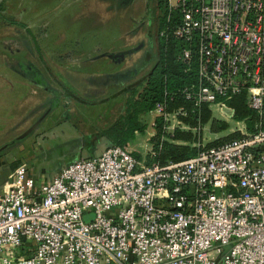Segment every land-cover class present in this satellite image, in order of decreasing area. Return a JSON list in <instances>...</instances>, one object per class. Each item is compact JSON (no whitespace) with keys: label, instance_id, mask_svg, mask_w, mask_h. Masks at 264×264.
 Returning a JSON list of instances; mask_svg holds the SVG:
<instances>
[{"label":"built area","instance_id":"1","mask_svg":"<svg viewBox=\"0 0 264 264\" xmlns=\"http://www.w3.org/2000/svg\"><path fill=\"white\" fill-rule=\"evenodd\" d=\"M165 23L191 79L165 88L153 127L190 128L241 93L264 112V0H167ZM176 97L191 108L169 109ZM237 122L240 135L181 161L110 145L43 180L16 162L0 184V264H264V127Z\"/></svg>","mask_w":264,"mask_h":264},{"label":"rangeland","instance_id":"2","mask_svg":"<svg viewBox=\"0 0 264 264\" xmlns=\"http://www.w3.org/2000/svg\"><path fill=\"white\" fill-rule=\"evenodd\" d=\"M153 3L154 0H0V78L16 80L18 75L6 68L15 64L23 73L32 66L31 78L48 81L42 82L43 89L33 88L29 96L25 95L28 103L23 110L28 114L22 127L7 134L0 156L24 162L35 178L43 180L52 178L74 159L100 153L97 146L90 147L87 134L98 129L102 133L118 118L131 86L141 79L155 56ZM107 55L112 62L108 59L104 65L101 58ZM88 60L98 63L87 67ZM106 63H114L115 69ZM126 71L127 77L123 78ZM110 74L118 79H110ZM125 86L128 89L123 95ZM9 87L12 86L1 81L0 102L9 94L16 98V106L12 107V99L7 108L5 102L0 103V128L11 122L9 111L16 112L14 120L22 110L19 106H23L19 94L24 87L17 84V95L9 93ZM213 108L206 123L192 126L183 121L190 128L180 125L170 131L169 134H190L188 142L175 140L173 135L167 140L198 152L204 146L240 135L236 127L242 123L231 117L233 110L227 105ZM44 113L47 114L32 132L14 141ZM141 121L148 126V118L142 117ZM154 134L155 128L149 126L145 134H136L126 148L136 158L148 160ZM2 138L0 132V142Z\"/></svg>","mask_w":264,"mask_h":264},{"label":"trees","instance_id":"3","mask_svg":"<svg viewBox=\"0 0 264 264\" xmlns=\"http://www.w3.org/2000/svg\"><path fill=\"white\" fill-rule=\"evenodd\" d=\"M153 7L156 14L154 27L157 29L154 41L155 56L152 57L153 61L141 79L131 86L130 95L126 97L121 114L101 133V136H105L111 145L126 147V144L134 137L135 132L145 133L146 127L141 118L153 109L156 102L163 99L165 88L175 90L191 79L190 76L183 73L181 65L176 61L175 43L170 38L167 40L159 34L166 26L167 0H154ZM139 87L141 89H138ZM127 89L125 86L122 90L126 93L125 90ZM182 105L190 109L192 103L182 97H176L174 101L167 102L169 109ZM226 105L233 110L231 117L235 120H244L249 129H252V125L256 121L261 122L264 127V112L261 115L252 112L246 104L244 93L235 95L226 102ZM209 117L210 109L204 104L196 110L195 114L184 118V121L195 126L206 123ZM155 121V134L150 139L153 147L152 152L148 155V160H146L147 163L164 164L169 160L181 161L197 153L195 149L189 146L168 141L167 137L170 135L163 129V119L157 117ZM172 137L175 140L188 142L191 135L176 131Z\"/></svg>","mask_w":264,"mask_h":264},{"label":"crops","instance_id":"4","mask_svg":"<svg viewBox=\"0 0 264 264\" xmlns=\"http://www.w3.org/2000/svg\"><path fill=\"white\" fill-rule=\"evenodd\" d=\"M104 58V59H103ZM101 59H103V62L104 63H102V64H104L105 65V62H107L106 60H108V59H111V62H112V57H110L109 55H107V57L106 56H104V57H102ZM86 63H87V67L89 66V67H92L91 65H97L96 63H98V62H96L95 63V61L93 62V61H91V60H88V61H85ZM107 64V67L108 66H110V65H112L113 66V68L115 69V64L114 63H106ZM29 67V66H28ZM6 68L8 69L9 68V70H11V72L12 73H14V76H16L17 77V75H18V77H17V79L15 80V79H11V78H8L7 76H3V77H1L0 78V83H1V81H3V82H5L7 85H10V86H12V87H9V93H12V95H17V84H21V86H23L24 88L22 89L23 90V92H21L20 94H19V96H22L23 97V100H22V98H20L22 101H23V103H21L23 106L21 107V105L19 106V110L20 109H25V107L27 106V103L28 102H26V97H25V95H27V96H29V94H31V90L34 88V89H39V90H41V89H43L42 88V85L43 84H46V83H48V81H47V79L46 78H44V79H40V80H36L34 77L33 78H31L30 76H32L31 75V73L33 72V69L34 68H32V66L30 67V68H27V70H26V72L25 73H23L19 68H17V65H12V66H10V65H8V66H6ZM5 68V69H6ZM112 71V70H111ZM111 71H108V72H111ZM107 72V71H106ZM28 74V75H27ZM87 74H89V73H87ZM87 77H88V75H86ZM109 76V78L111 79L112 78V76H115L114 74H110V75H108ZM122 76H123V78L125 77H127V71L126 72H123V74H122ZM15 77V78H16ZM115 78L116 79H118L117 78V76H115ZM42 82H43V84H42ZM26 86H27V88H26ZM31 86H33V87H31ZM123 95L125 94V93H123V92H121ZM7 96L8 97H6V98H1V102H5V108H7V107H9V106H11V103L9 102V100H11L12 99V107H14V106H16V103H15V99L16 98H14V97H10V95L9 94H7ZM0 102V103H1ZM22 110H20V112L18 113V118H15L14 120H13V118H14V116H15V114H16V112H11V111H9V113L10 114H12V119H11V122H5L4 123V126H3V128H0V132H2L3 133V138H2V140H3V142H0V146L1 145H3V144H5L7 141V137H9V135H7L10 131H12V133L13 132H15V130L16 129H18V128H20V127H22V125H23V123H24V121H25V115H27L28 113H26V111H24L23 110V112H22ZM28 110L29 111H31L30 110V107L28 108ZM121 114V112L119 113V115ZM118 115V116H119ZM144 117H146V118H148V122H147V127H146V123H144V125H145V133H146V131L148 130V127L149 126H152L151 124H152V121H153V119H154V116H152V115H149L148 113L144 116ZM143 117V118H144ZM6 119H7V117H6ZM5 119V120H6ZM13 120V121H12ZM13 122H16V123H13ZM29 127V126H28ZM27 127V128H28ZM77 127V126H76ZM153 127V126H152ZM26 128V129H27ZM25 129V130H26ZM73 129L74 130H76L75 129V127L73 126ZM24 130V129H23ZM24 130V131H25ZM23 131V132H24ZM139 132H135V135H134V137H133V139L136 137V134H138ZM145 133H143V134H145ZM100 134V135H99ZM140 134H142V133H140ZM102 134H101V132H100V129H98V131L96 130L95 132H91V133H88L87 134V138L89 139V141L91 142L90 143V147H92V149H94L96 146L102 151L104 148H106V147H108V144L106 143V142H109V140L105 137V136H101ZM101 141V143L102 144H100L99 142ZM131 141V140H130ZM150 143V145H152V143L151 142H149ZM83 145V144H82ZM102 145V146H101ZM84 146V145H83ZM110 146V145H109ZM85 147V146H84ZM17 161H15L14 160V158L12 157V158H7L6 156H0V184L2 183V182H4L7 178H8V176H9V174L11 173V171L13 170V168H14V166H15V163H16ZM20 162V161H19Z\"/></svg>","mask_w":264,"mask_h":264},{"label":"water","instance_id":"5","mask_svg":"<svg viewBox=\"0 0 264 264\" xmlns=\"http://www.w3.org/2000/svg\"><path fill=\"white\" fill-rule=\"evenodd\" d=\"M45 114H42L29 128H27L20 136H18L14 141L19 140L23 137H25L27 134H29L30 132H32L40 123V121L44 118ZM92 218V214H87L85 216L86 220H90Z\"/></svg>","mask_w":264,"mask_h":264}]
</instances>
